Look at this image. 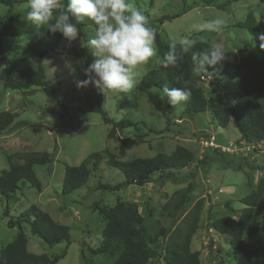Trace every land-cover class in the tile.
<instances>
[{
    "label": "rangeland",
    "instance_id": "obj_1",
    "mask_svg": "<svg viewBox=\"0 0 264 264\" xmlns=\"http://www.w3.org/2000/svg\"><path fill=\"white\" fill-rule=\"evenodd\" d=\"M227 1L130 0L146 15L151 26L156 25L161 39L166 43H171L173 37L177 41L182 37H194L197 41L211 45L219 44L223 52L238 53L243 42L253 40L248 31L239 27L250 13L255 15L264 33V0H239L225 7L224 11L217 8V4L225 5ZM28 10V3L14 5L12 13L18 20L0 21V31L6 33L1 44L9 49L10 58L16 56L12 48L28 46L38 29L27 21ZM6 11L7 7L0 4V18ZM177 15L180 16L173 18ZM164 16L171 19L163 25L157 23ZM216 18L225 21L221 31L210 33L198 30V25ZM83 23L88 25L84 28L88 41L94 34V25L87 19ZM87 41L79 34L71 43L64 39L58 51L44 60L46 76L52 82V88L12 91L4 90L0 82V112L10 111L17 116L14 125L0 136V175L10 168L8 155L48 152L54 157L53 163L34 167L42 185L40 191L25 186L9 197L0 195V248L10 244L22 231L28 240V251L32 254L54 257L67 251L58 264H114L115 259L91 254L100 245L106 225L99 211H95L96 203L101 207H113L117 202L137 203L145 217L148 232L156 236L163 231L161 240L167 245L185 238L193 222L192 208L199 200H203L192 250L201 252L203 264H235L229 257L231 247L228 239L216 234L213 229L210 232L211 224L229 214L226 203H230L235 210L230 215L235 221L238 220L243 209L241 199L252 193L258 181L264 177V152L251 154L242 151L233 154L204 146L203 141L212 135L221 146L238 143L241 137L233 124L226 130L218 127L210 112L187 115L184 102L178 108H172L162 99L163 112L156 110L146 93L137 89V84L148 72L163 67L155 42V55L147 63L138 66L137 83L127 93H113L105 97L93 86L77 88L76 82L86 79L83 68L87 65L83 59L67 52L88 47ZM88 50L91 51L89 47ZM91 58L95 59L92 55ZM33 62L38 65L39 58L34 57ZM2 68L0 61V73ZM200 74L197 71L195 76L199 77ZM195 83L203 89L206 97L219 93L230 103H234L239 86L238 79H229L218 90L212 89L206 82ZM57 101L61 104L65 102L66 107L62 109ZM256 105L264 109V96ZM100 107L103 113L97 111ZM104 115L113 122L126 120L132 126L123 131L118 130L109 138L113 123L107 124ZM123 141L128 146L126 156L121 158L119 146ZM179 146L195 155V163L190 168L173 171L175 180L169 178L162 181L159 179L161 173H157L153 176V182L144 188L128 186L113 191L104 190L102 185L116 187L125 180L119 170L109 168L104 161L100 169L91 174L84 188L68 196L62 193L66 167L79 166L94 153L105 151L123 161H132L152 158L160 153L170 155ZM207 158L208 164L203 165L202 160ZM13 161L22 163L20 158ZM209 179L210 183L207 184ZM190 183L194 185L195 192L188 212L176 221L169 215L180 199L181 192ZM209 190L212 193H208ZM32 206L48 213L55 222L68 226L71 243L50 246L32 233L29 223H23L22 230L9 227L10 220L20 219ZM245 245L259 248V264H264L263 232L259 231L252 237L246 236Z\"/></svg>",
    "mask_w": 264,
    "mask_h": 264
},
{
    "label": "trees",
    "instance_id": "obj_2",
    "mask_svg": "<svg viewBox=\"0 0 264 264\" xmlns=\"http://www.w3.org/2000/svg\"><path fill=\"white\" fill-rule=\"evenodd\" d=\"M239 0H228L227 4H217L219 10L224 11L225 7ZM67 4L68 0H61ZM28 3V0H0V4L7 7L5 15L0 18L17 21L12 13L14 5ZM208 5L212 6L210 1ZM57 10L55 15L59 14ZM177 15L173 18H178ZM171 18L164 16L157 20L163 25ZM75 23V21H73ZM88 25L79 23L77 25L79 35L87 41L84 28ZM155 45L160 58L163 60L164 54L169 50L170 44L161 39L156 25ZM241 29L248 31L253 37L252 41H245L238 53L224 52V60L218 69L197 70L191 55L192 52L203 51L212 45L205 41L196 40L195 47L189 53L181 51L177 43V54L182 57L179 67L169 66L155 69L148 72L137 84V89L146 93L157 111L163 112L161 105L162 88L169 87L186 88L190 91V96L184 101L185 113L187 115L202 114L210 112L215 124L221 129H228L233 124L241 137L240 141L247 144L264 142V109L259 108L256 102L264 96V49L260 48L258 39L262 32L255 15L250 13L247 19L239 24ZM6 33L0 31V61L3 65L0 73V82L4 90L27 92L38 88H52V82L47 79L44 60L53 53H56L64 40L60 33H51L47 29L38 28L32 42L28 46H15L12 48L15 57H9V49L2 46L1 39ZM32 53H35L32 55ZM69 55L83 59L88 65L93 62L88 47H83L80 51L68 50ZM39 58L36 65L34 57ZM201 74L198 76L196 72ZM201 75L210 76L212 89L218 90L222 84L229 79H238L239 86L235 93L234 103L226 100L225 96L214 93L209 97L204 95L203 89L196 85V81H201ZM227 80V81H226ZM55 93V89H53ZM62 109L66 103L57 101ZM66 110V109H64ZM97 111L102 112L100 107ZM16 115L10 111L0 112V136L8 128L14 125ZM107 124L113 123L108 137L112 138L119 130L123 131L132 126L126 120L113 122L104 115ZM126 142L119 146L121 158L126 156ZM15 158H20L22 163H14ZM209 158L202 160L203 165H207ZM10 168L4 170L0 175V195L9 197L15 194L22 187L41 190V183L38 180L34 167L36 165H46L54 162V157L48 152L15 153L8 155ZM106 161L109 168L119 170L125 180L116 187L102 185L104 190H118L123 187L135 186L144 188L153 182V176L161 173L160 180L172 178L175 180L173 171L190 168L195 163V155L185 147H177L176 150L166 155L157 154L152 158H138L132 161H123L109 154L108 152L94 153L87 157L79 166L66 167L62 193L65 196L74 191L84 188L93 172L100 169L102 162ZM195 191L192 183L187 189L181 192L180 199L174 204L173 212L169 217L180 220L187 212L191 197ZM243 205L241 215L237 221L230 213L235 210L230 203H226L229 214L212 221L211 229L222 237L228 239L231 251L230 258L235 264H259L260 249L249 248L245 245V237H252L262 231L264 234V177L261 178L254 191L241 199ZM204 206V201L199 200L192 208L193 222L182 241H172L167 245L163 243L161 235L152 236L145 225V217L141 214L139 206L135 202H117L113 207H101L99 203L95 205V211L105 219L106 225L103 229L100 245L91 251L92 256H104L115 259L114 264H203L202 255L199 251L192 250V242L198 228L200 214ZM167 209V206L164 207ZM7 213V211H6ZM29 223L32 233L43 239L48 245L54 246L63 242L71 243L70 228L57 223L46 212L36 206H32L30 211L23 214L16 221H9L11 228L19 227ZM164 245L163 247L161 245ZM67 255L64 251L58 256H48L46 254L35 255L28 251V240L26 235L20 231L17 237L6 247L0 248V264H58ZM165 259V260H164ZM89 264V263H88Z\"/></svg>",
    "mask_w": 264,
    "mask_h": 264
},
{
    "label": "clouds",
    "instance_id": "obj_3",
    "mask_svg": "<svg viewBox=\"0 0 264 264\" xmlns=\"http://www.w3.org/2000/svg\"><path fill=\"white\" fill-rule=\"evenodd\" d=\"M28 4V22L51 33H60L69 43L78 38L79 23L87 19L94 25V34L87 44L95 59L83 68L86 79L78 80L77 88L93 86L105 97L127 93L137 83L138 66L155 55L156 29L130 0H68L66 5L61 0H28ZM57 10H60L59 14L55 15ZM224 24L223 19H211L198 25V30L219 32ZM258 39L260 48L264 49V33ZM177 43L183 53H189L196 40L182 37L177 41L173 37L162 60L165 68L180 66L182 57L177 54ZM224 54L219 44H213L203 51L192 52L191 59L197 70L218 69ZM189 96L190 91L186 88L167 85L162 88L161 99L172 108L181 106Z\"/></svg>",
    "mask_w": 264,
    "mask_h": 264
},
{
    "label": "built area",
    "instance_id": "obj_4",
    "mask_svg": "<svg viewBox=\"0 0 264 264\" xmlns=\"http://www.w3.org/2000/svg\"><path fill=\"white\" fill-rule=\"evenodd\" d=\"M210 76L201 75V81L210 83ZM203 145L206 147H213L225 153L239 154L242 151L247 153L256 154L257 152H264V142H259L256 144H247L245 141H240L238 143H231L228 146H221L216 143V138L214 135L210 136L209 139L203 141Z\"/></svg>",
    "mask_w": 264,
    "mask_h": 264
},
{
    "label": "crops",
    "instance_id": "obj_5",
    "mask_svg": "<svg viewBox=\"0 0 264 264\" xmlns=\"http://www.w3.org/2000/svg\"><path fill=\"white\" fill-rule=\"evenodd\" d=\"M210 183V179L209 180H207V184H209ZM195 192V191H194ZM208 193H212L211 192V190H209V192ZM194 194V193H193ZM210 232H212V229H210ZM192 247V246H191Z\"/></svg>",
    "mask_w": 264,
    "mask_h": 264
}]
</instances>
